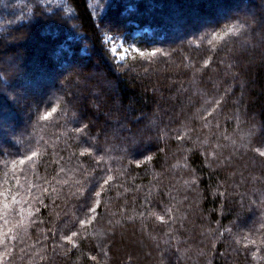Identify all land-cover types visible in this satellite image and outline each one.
Listing matches in <instances>:
<instances>
[{"label": "trees", "instance_id": "16d2710c", "mask_svg": "<svg viewBox=\"0 0 264 264\" xmlns=\"http://www.w3.org/2000/svg\"><path fill=\"white\" fill-rule=\"evenodd\" d=\"M263 5L0 0V264H264Z\"/></svg>", "mask_w": 264, "mask_h": 264}, {"label": "snow or ice", "instance_id": "6c2138e0", "mask_svg": "<svg viewBox=\"0 0 264 264\" xmlns=\"http://www.w3.org/2000/svg\"><path fill=\"white\" fill-rule=\"evenodd\" d=\"M236 31H237V29H233V28L229 27V28H227V31L223 33V35H224V36H227V35H229V34H234ZM209 43H211V41H209ZM130 50H131V51H134L135 53H137V54H139V55H141V56H143V55H148V53L141 51V49H140L139 47H136L135 45H132ZM111 51H112L113 53H118V49H117L115 46H113V47L111 48ZM128 51H129V50L126 49V50H124L123 52H119V53H118L119 58H120V59H123V58L127 55ZM157 51H158L157 49H153L152 52H151V54H152V55H155ZM56 111H57L56 108H52L51 111L46 112L42 118H43V119H47L48 117L52 116V114H53L54 112H56ZM88 151H89V149H85V152H88ZM255 151H256L260 156H264V146H262V147H257V148L255 149ZM36 155H37L36 152H33V153H32V156H33V157H35ZM28 159H30V158H28ZM20 163L23 164L24 161L21 160ZM108 179L111 180L112 177H109ZM107 182H108V181L106 180L105 183H107ZM100 195H101V192H95V196H96V197H99ZM9 196H11V199H12L13 201L16 200V197H15L14 195H12L11 192H3V191H0V197H3L5 201H7V199L9 198ZM95 203L98 205V204H99V201H95ZM4 207H5V208L8 207L7 203H5ZM96 210H97L96 207H92V206H89V207H88V211H89V212H93V213H94ZM159 219H160V220H163L164 217H163V216H160ZM6 222H7V221H5V223H6ZM86 223H87V221L84 220V219L79 220V224H80V225H85ZM261 227H264V225H261ZM9 231H11V229H9ZM78 235H79V233H78L77 231H72L70 235H64V236L62 237V239L65 240V241H68L69 243H73V245L75 246L74 238L77 237ZM0 237H3V240H0V243L4 242V240L7 239V235H6L5 233H2V232H0ZM244 239H247V237H244ZM248 243H250V244H255L256 241H255V240H249ZM262 243H264V241H262ZM5 254H6V253H5ZM92 259L95 260L96 257H92Z\"/></svg>", "mask_w": 264, "mask_h": 264}, {"label": "rangeland", "instance_id": "374dc122", "mask_svg": "<svg viewBox=\"0 0 264 264\" xmlns=\"http://www.w3.org/2000/svg\"><path fill=\"white\" fill-rule=\"evenodd\" d=\"M245 7H248V4L244 3V6H243L242 10H244ZM259 10H260V11H263V10H264V5L261 6V8H260ZM251 14H252V16H254V14H256V12L253 11ZM105 41L109 43V50H110V51H111V48H112L113 46H115V47L118 49V53H119V52H123L124 50L127 49L126 46L122 45V43H121L120 40H119V41H114V40H112L109 36H107V37L105 38ZM127 50H128V49H127ZM111 53H112V55H113L115 58L120 59L119 56H118V53H113L112 51H111Z\"/></svg>", "mask_w": 264, "mask_h": 264}]
</instances>
